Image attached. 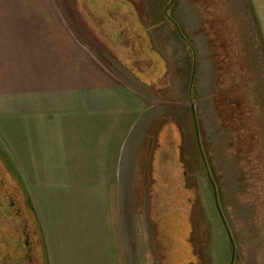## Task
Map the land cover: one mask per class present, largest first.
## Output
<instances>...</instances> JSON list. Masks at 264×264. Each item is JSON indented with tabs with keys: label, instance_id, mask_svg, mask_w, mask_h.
<instances>
[{
	"label": "rangeland",
	"instance_id": "rangeland-1",
	"mask_svg": "<svg viewBox=\"0 0 264 264\" xmlns=\"http://www.w3.org/2000/svg\"><path fill=\"white\" fill-rule=\"evenodd\" d=\"M28 1L30 10L40 14L37 21L47 42H51L50 34H62V28L57 26V19L48 18L46 12L59 10L65 13V6L72 12L77 5L84 17L99 24L105 42L114 53L137 67L134 72L143 73L150 79L162 74L163 67L170 72L158 88L136 90L141 109L147 112L146 116H153L148 122L151 123L148 133H156L152 127L163 120L173 123L168 124L170 130L165 143L160 145L155 156L153 174L157 183L148 196L152 222H133L127 258L122 256L125 252L121 250L126 243L119 241L117 260L93 259L95 251L88 250L92 252L88 264H229L232 244L216 208L207 173L215 185L220 211L234 246L232 264H264V48L250 3L247 0H173L170 14L180 16L179 22L184 28L187 29L189 24L195 26L198 21L190 11H213V22L224 38H221L222 44H214L213 50L206 49L205 35L198 38V42L201 39L203 42L197 49L198 71L188 100L186 80L190 52H185L179 44L176 49L172 45L165 47L158 30L151 40L150 33L139 22L140 15L133 14L126 0ZM149 1L153 9L150 17L155 18L154 21L162 19V9L169 0ZM139 3L141 0L133 3L135 11H144L139 8ZM223 11L229 15L231 23H226L228 18L222 17ZM199 20L205 26L207 14L203 18L199 14ZM201 30L195 34L199 35ZM216 40L221 42L220 37ZM161 55L164 61L159 57ZM252 65H256V73L251 72ZM118 66L117 69L121 68ZM244 73L248 78L254 73L255 79H245ZM190 102L195 110L204 160L197 146ZM178 150L182 154L181 163L178 162ZM4 161L8 162L0 148V164ZM8 165L13 171L9 162ZM24 211L22 222L26 223L27 231H19L21 237L16 240L23 248L12 252L14 242L9 233V250L0 251V256L6 255L7 259L2 263L3 258H0V264H32L30 256L35 257L38 264H82L83 260L69 256L79 257L83 253L80 248L85 228H81L80 222L65 225L68 248L65 249V260L60 257L64 252L54 248L53 244V259L47 261L37 222L30 211ZM5 222L9 221H0V229L9 230ZM109 224L117 237L119 222ZM87 229V232L91 230ZM6 238L0 236V243ZM87 239L93 241L91 236ZM8 252H12L11 255ZM23 254L29 260L22 258Z\"/></svg>",
	"mask_w": 264,
	"mask_h": 264
},
{
	"label": "crops",
	"instance_id": "crops-1",
	"mask_svg": "<svg viewBox=\"0 0 264 264\" xmlns=\"http://www.w3.org/2000/svg\"><path fill=\"white\" fill-rule=\"evenodd\" d=\"M247 1L264 48V0ZM126 2L133 14L140 15L139 22L151 40L158 30L165 47L176 49L179 44L190 52L186 80V98L190 100L198 71L197 49L203 42L198 38L205 35L209 50L224 39L213 22L215 13L190 11L198 21L186 29L180 16L170 14L173 0L163 7L162 19L157 21L149 15L153 10L149 0L139 3L144 11H135V0ZM28 5V0H0V148L26 195L25 206L37 222L47 261L53 259V244L64 252L60 257L65 260L68 222H80L86 229L85 238H81L83 253L69 255L71 258L88 264L92 257L88 250H93V259L109 258L112 262L118 258L120 243H126L120 247L127 258L133 222H152L148 196L157 183L155 156L165 143L168 124H173L163 120L152 127L156 133H148L153 116H146L141 109L136 90L158 88L170 72L163 67L154 79L134 72L137 67L114 53L99 24L84 17L77 5L72 12L67 6L65 13L45 11L62 28V34H50L51 42H47L37 21L40 14ZM199 14L201 18L207 14L205 26ZM221 14L231 23L226 12ZM198 29L203 30L199 35L195 34ZM219 37L221 42L216 40ZM193 56L196 61L189 91ZM118 64L121 68L117 69ZM255 67L252 65L251 72L256 73ZM243 76L248 78L245 73ZM177 155L181 163L179 150ZM109 222H119L120 235L113 234ZM87 227L91 229L88 232Z\"/></svg>",
	"mask_w": 264,
	"mask_h": 264
},
{
	"label": "trees",
	"instance_id": "trees-1",
	"mask_svg": "<svg viewBox=\"0 0 264 264\" xmlns=\"http://www.w3.org/2000/svg\"><path fill=\"white\" fill-rule=\"evenodd\" d=\"M236 83H239V81L234 82V84ZM8 166H9L8 162H5V161L2 164H0V221L2 220L9 221V222H5L9 230L5 228L0 229L1 238L7 237L6 239H3L4 242L1 241L0 243V251L2 253L9 250V248H7L9 245V239H10L8 238L9 233H11L10 234L11 239L14 242L12 244L13 245L12 252L14 253V251L18 252L19 249L23 248V246H19V244H17V241H16L18 240L19 237H21V233L19 234V231L21 232L27 231L26 223L24 221L22 222V219L25 220L24 210L27 209L25 206L26 205V195L23 191L22 186L18 182L17 177L15 176L13 171L10 170V167ZM10 204L11 206L9 207ZM27 211H30V210L27 209ZM27 229L29 228L27 227ZM12 252H8V255H11ZM22 253H23V249H22ZM5 256L3 257L0 256V258H3L1 259L2 263L5 262L4 260L7 259ZM22 258H26V260L28 259V257L25 254H23ZM30 258H31L30 262L32 264L33 263L38 264V262L35 261V257L30 256ZM26 262H29V261H26Z\"/></svg>",
	"mask_w": 264,
	"mask_h": 264
},
{
	"label": "water",
	"instance_id": "water-1",
	"mask_svg": "<svg viewBox=\"0 0 264 264\" xmlns=\"http://www.w3.org/2000/svg\"><path fill=\"white\" fill-rule=\"evenodd\" d=\"M172 1V0H171ZM165 15L167 16V12H166V9H165ZM178 32L180 33V30L178 29ZM180 36L183 38L182 34L180 33ZM195 56H193V69H192V76H191V81H190V85H189V91H191V87H192V81H193V72H194V69H195ZM191 113H192V119H193V124H194V128H195V135H196V140H197V146H198V149H199V152L201 153V156H202V159L204 160L203 158V155H202V152H201V147H200V142H199V135H198V129H197V122H196V117H195V110H194V106L192 105V102H191ZM207 176L211 182V185H212V189H213V197H214V202H215V205H216V208L218 210V213L220 215V218L222 220V223L226 229V231L228 232V236L230 238V241H231V244H232V256L230 257V261H229V264H232L233 263V253H234V246H233V243H232V239L230 237V234H229V231H228V228H227V225L225 223V220L222 216V213L220 211V207H219V204H218V200H217V193H216V189H215V185L214 183L212 182L211 180V177L209 175V173H207Z\"/></svg>",
	"mask_w": 264,
	"mask_h": 264
}]
</instances>
